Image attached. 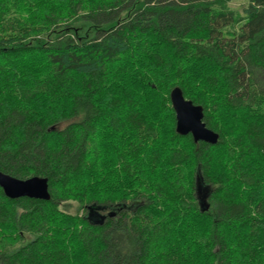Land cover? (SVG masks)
I'll return each instance as SVG.
<instances>
[{
	"label": "trees",
	"instance_id": "obj_1",
	"mask_svg": "<svg viewBox=\"0 0 264 264\" xmlns=\"http://www.w3.org/2000/svg\"><path fill=\"white\" fill-rule=\"evenodd\" d=\"M0 172V264H264V0H0Z\"/></svg>",
	"mask_w": 264,
	"mask_h": 264
},
{
	"label": "water",
	"instance_id": "obj_2",
	"mask_svg": "<svg viewBox=\"0 0 264 264\" xmlns=\"http://www.w3.org/2000/svg\"><path fill=\"white\" fill-rule=\"evenodd\" d=\"M172 107L176 113V130L181 136L192 135L195 143L206 142L217 145L219 135L208 129L204 120V109L187 100L183 91L176 88L170 95ZM0 187L9 199L30 198L49 201L51 194L46 178L33 177L20 180L0 172Z\"/></svg>",
	"mask_w": 264,
	"mask_h": 264
},
{
	"label": "rangeland",
	"instance_id": "obj_3",
	"mask_svg": "<svg viewBox=\"0 0 264 264\" xmlns=\"http://www.w3.org/2000/svg\"><path fill=\"white\" fill-rule=\"evenodd\" d=\"M244 6H245L244 2H240V1H233L230 3V7L240 12H242ZM77 210H78L77 204H72L70 208L68 209L70 213H76Z\"/></svg>",
	"mask_w": 264,
	"mask_h": 264
}]
</instances>
